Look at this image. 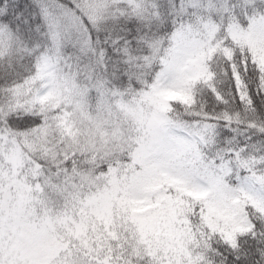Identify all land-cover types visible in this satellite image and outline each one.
Listing matches in <instances>:
<instances>
[{
  "label": "snow or ice",
  "instance_id": "1",
  "mask_svg": "<svg viewBox=\"0 0 264 264\" xmlns=\"http://www.w3.org/2000/svg\"><path fill=\"white\" fill-rule=\"evenodd\" d=\"M0 264H264V0H0Z\"/></svg>",
  "mask_w": 264,
  "mask_h": 264
}]
</instances>
